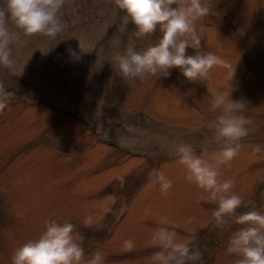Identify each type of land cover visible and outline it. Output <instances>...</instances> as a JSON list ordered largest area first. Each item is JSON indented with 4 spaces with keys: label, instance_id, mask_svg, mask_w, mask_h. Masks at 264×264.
<instances>
[{
    "label": "rangeland",
    "instance_id": "obj_1",
    "mask_svg": "<svg viewBox=\"0 0 264 264\" xmlns=\"http://www.w3.org/2000/svg\"><path fill=\"white\" fill-rule=\"evenodd\" d=\"M205 2L210 14L196 21L201 48L228 61L233 77L217 66L195 83L178 68L168 78L123 79L115 56L161 34L138 38L115 0H65V29L54 39L19 34L14 67L0 66V264H12L15 249L49 220L75 226L81 264L97 250L103 264H158L161 229L196 253L187 264H235L227 247L242 226L234 219L217 226V203L185 178L177 148L189 144L215 164L224 142L214 139L220 113L211 106L231 91V100L247 105L238 114L248 134L218 179L234 182L231 192L243 200L237 213L264 212V0ZM153 170L171 180L167 193Z\"/></svg>",
    "mask_w": 264,
    "mask_h": 264
},
{
    "label": "clouds",
    "instance_id": "obj_2",
    "mask_svg": "<svg viewBox=\"0 0 264 264\" xmlns=\"http://www.w3.org/2000/svg\"><path fill=\"white\" fill-rule=\"evenodd\" d=\"M64 3L65 0H5L0 7V66L14 67L11 45L20 33L28 37L42 35L54 39L63 32L65 21L61 9ZM115 4L135 25L138 38L150 36L157 30L161 34L156 43L142 50L128 47L123 54L115 56L123 79L168 78L170 70L178 68L187 81L195 83L207 79L217 66L230 69L231 77L234 76L235 68L228 61L201 48L203 29L198 30L196 21L210 14L211 8L205 0H115ZM189 48L195 50L194 55L187 54ZM69 54L75 60L81 58L80 53L72 49H69ZM230 93H220L211 106L213 112L218 110L220 113L216 117L214 139L217 143L224 142L215 154V164L197 155L189 144H180L177 153L179 163L186 169L185 178L209 192L217 203L218 207L212 213L217 226L225 225L229 219L242 226L234 232L227 247V252L237 257L235 264H264V212L252 209L237 213L243 206V200L231 192L234 182L218 179V168L230 163L238 154L239 141L248 134L246 125L249 121L238 114L247 105L243 101L231 100ZM4 106L0 102V110ZM150 176L154 183L159 184L162 193H167L172 187L171 180L162 171L153 170ZM74 227L71 222L47 221L45 230L37 239L15 249L12 264H81L85 255L83 238L74 237ZM155 238L164 249L155 256L158 264L173 261L175 264H187L196 257L187 242L176 240L175 233L161 229ZM123 246L131 250L134 244L132 240H125ZM103 262V253L97 250L86 264Z\"/></svg>",
    "mask_w": 264,
    "mask_h": 264
}]
</instances>
